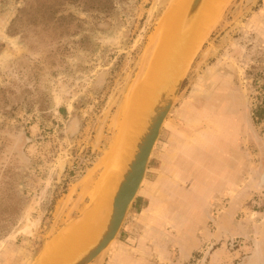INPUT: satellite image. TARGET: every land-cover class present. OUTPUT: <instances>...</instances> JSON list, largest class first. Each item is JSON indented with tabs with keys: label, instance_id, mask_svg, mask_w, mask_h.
Returning a JSON list of instances; mask_svg holds the SVG:
<instances>
[{
	"label": "rangeland",
	"instance_id": "obj_1",
	"mask_svg": "<svg viewBox=\"0 0 264 264\" xmlns=\"http://www.w3.org/2000/svg\"><path fill=\"white\" fill-rule=\"evenodd\" d=\"M24 1L0 0V264H32L63 235L53 246L56 258L70 242L64 232L93 206L120 160L161 22L176 0H112L107 14L66 4L60 12L72 19L9 35ZM216 2L138 194L115 239L90 264H264V117L253 114L264 105V0H225L219 10ZM122 105L129 111L121 121ZM174 118L182 131L189 126L183 138L192 146L184 154L198 153L204 137L226 142L231 178L205 188L210 200L200 216L169 206L158 235L134 212L146 177L172 150ZM180 163L174 179L195 169Z\"/></svg>",
	"mask_w": 264,
	"mask_h": 264
},
{
	"label": "water",
	"instance_id": "obj_2",
	"mask_svg": "<svg viewBox=\"0 0 264 264\" xmlns=\"http://www.w3.org/2000/svg\"><path fill=\"white\" fill-rule=\"evenodd\" d=\"M211 2L212 0L186 1L180 19L164 50H159L161 52L160 56L155 54L146 72L144 79L147 81V104L141 119V127L130 146L128 158L120 170L116 188L99 231L91 241L76 251L73 256L64 260H56L52 255V250L55 241L61 239L62 235L49 243L32 264H90L115 239L128 210L138 194L149 157L161 128L179 93L197 47L205 34L204 32L200 39L194 42L198 24L201 19L207 18ZM207 26L204 28L205 31ZM93 206L84 213L74 226L83 221L85 214Z\"/></svg>",
	"mask_w": 264,
	"mask_h": 264
},
{
	"label": "crops",
	"instance_id": "obj_3",
	"mask_svg": "<svg viewBox=\"0 0 264 264\" xmlns=\"http://www.w3.org/2000/svg\"><path fill=\"white\" fill-rule=\"evenodd\" d=\"M232 106H227V121L233 119L231 116ZM172 127L169 129L170 134L167 138L168 146L171 147V151L166 152L167 161L163 163L158 172L156 169L153 171V178L146 177L145 187L142 193H140L139 199L142 201V205L136 207L134 216L138 219L142 226L147 231L155 230L159 228L161 224L159 221L163 220L167 210L172 206V209L187 210L195 216H200L203 212V206L209 203L210 192L204 191L206 189L215 188L218 181L231 178V171L227 170V147L225 143H219V140H211L205 138L199 140L202 144L197 148L200 151L198 153H182L181 150L190 148L191 140H185L183 137L189 130L187 125L183 130L182 124L178 125L177 118L172 121ZM225 131V130H224ZM224 146V148H223ZM223 148V155L220 157V153L217 150ZM222 150V149H220ZM187 164L184 168H190L189 165L193 164L194 171L186 172L187 175L180 176V173H176V176L172 178L171 173L173 168H180L179 165ZM194 162V163H193ZM181 166V165H180ZM179 172V171H178ZM195 187V192L192 195L183 196L188 190L187 188ZM170 188L172 191L164 194V189ZM201 190V191H199ZM181 191V192H179ZM160 192V194H158ZM162 192V193H161ZM190 207L192 209H190ZM156 227V228H155ZM150 232V231H149ZM156 234L162 235L161 232L156 231ZM142 245V244H141ZM140 244L136 247V251H141Z\"/></svg>",
	"mask_w": 264,
	"mask_h": 264
},
{
	"label": "bare ground",
	"instance_id": "obj_4",
	"mask_svg": "<svg viewBox=\"0 0 264 264\" xmlns=\"http://www.w3.org/2000/svg\"><path fill=\"white\" fill-rule=\"evenodd\" d=\"M186 1L187 0H176V1L173 2L172 5L169 6L168 12L164 16V18H163V20L161 22V26H160V32L162 30V34L163 35H162V38H161V40L159 42V45H158V48H157V52L155 53L157 55L159 54L158 56H160V53H161L159 50L162 49L161 51H163L165 46H166V43L170 39V37H171L175 27H176V24L178 23V21L180 19V16H181V14L183 12V9H184V7L186 5ZM224 1L225 0H217V2L214 5V6H216V4H217L216 10H219V8H221V5H223ZM211 12H215V11L211 10ZM207 23H208V18L201 19V21L198 24L197 30L195 32L194 42H197L198 39H200V37L203 35V33L205 32L204 28L207 25ZM146 89H147V81H146V79H144L143 82H142V85H141V89H139L141 91L140 92L137 91V92H139V94L141 93V96H139V97L137 96L138 98H140V102L135 106L134 109L132 108L133 111L131 113L130 122H128L129 125L126 128L127 130H126V135L125 136L127 137V139L125 141V144H124L123 148H121L120 145H119V147L122 150V151H120V149L118 150L119 152H121V154L119 153L121 155V157L118 155L120 157V160L116 164L113 173H111L110 175H107L105 183H103V185L101 186L102 189H101V192H100V196L95 201V203H94L95 205L93 206V208L84 217L82 222H80L78 225H76L74 227H71L69 229L70 242L67 245L63 246V248L59 249L58 252H56V258H55L56 260H62V259L64 260V259H68L71 256H73L76 251H78L79 249L83 248L89 241H91L94 238V236L96 235V233L99 231L100 227L102 226L103 221L105 219V214H106L108 205L110 203V200H111V198L113 196V193H114V190L116 188V184L118 182L120 170L122 169V166H123L124 162L126 161L125 158H126L127 154H129L128 152L130 150V145H129L130 141L134 140V138L132 136L136 133L137 126L141 125V119H142V116H143V112H144L145 106L147 104ZM137 90H138V88H137ZM132 98H134V97L132 96ZM134 100H137V99H134ZM130 101H131V99H130ZM128 104L130 106V103H128ZM133 104H136V103H133ZM127 107H128L127 105L126 106L122 105V107H120V110H119L120 120L122 118L123 119L127 118V117L125 118L123 116V115H125V109L126 110L129 109V108L127 109ZM122 125H124V124H122ZM125 125H126V123H125ZM121 126H119V127L121 128ZM121 132H122V130H121ZM122 134H124V133L122 132ZM120 135H117L118 138H120L119 137ZM121 136H123V135H121ZM118 138H116V140ZM121 139H122V137H121ZM132 143H131V145H132ZM117 144H118V142H117ZM121 145H122V143H121ZM116 153L117 152H115L114 154H116ZM112 162L114 164V161H112ZM112 162H110V163H112ZM113 167H114V165H113Z\"/></svg>",
	"mask_w": 264,
	"mask_h": 264
},
{
	"label": "trees",
	"instance_id": "obj_5",
	"mask_svg": "<svg viewBox=\"0 0 264 264\" xmlns=\"http://www.w3.org/2000/svg\"><path fill=\"white\" fill-rule=\"evenodd\" d=\"M16 16L12 19L7 29L9 35H21L25 27L42 25V29L49 27L53 22H61L66 18H73L72 14L64 15L60 12L62 6L69 4L83 11L97 10L107 14L113 8L112 0H37L35 3L24 1ZM3 90L0 89V92ZM11 109V108H10ZM3 115L10 116L11 112L5 111ZM257 120L264 117V105H260L253 113Z\"/></svg>",
	"mask_w": 264,
	"mask_h": 264
}]
</instances>
